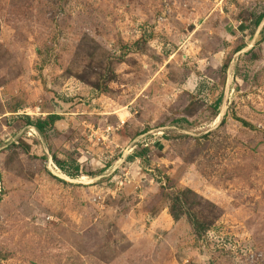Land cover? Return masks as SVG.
<instances>
[{
  "label": "rangeland",
  "instance_id": "374dc122",
  "mask_svg": "<svg viewBox=\"0 0 264 264\" xmlns=\"http://www.w3.org/2000/svg\"><path fill=\"white\" fill-rule=\"evenodd\" d=\"M261 14L0 0V264H264Z\"/></svg>",
  "mask_w": 264,
  "mask_h": 264
},
{
  "label": "trees",
  "instance_id": "16d2710c",
  "mask_svg": "<svg viewBox=\"0 0 264 264\" xmlns=\"http://www.w3.org/2000/svg\"><path fill=\"white\" fill-rule=\"evenodd\" d=\"M263 20H264V14H261L259 17H258V19L256 20V22H255V26L256 27H259L260 25H261V23L263 22ZM225 67H226V65H224ZM220 100L218 101V104H220ZM55 118H57V117H52V121H54V119ZM45 123H43L42 121H38V122H36V123H34V126L38 129V130H40V131H42L43 130V128H44V125ZM61 168L63 169V166L61 165ZM64 171H65V169H63ZM78 168H76V172H78ZM65 172H67V174L69 175V176H75V173H69V171H65ZM179 203H180V196L179 195H177L176 197H175V199H174V201H173V205L171 206V214L173 215V217H174V219L175 220H178L179 219V217H180V213H178L177 212V208H178V205H179ZM188 217H189V220H190V223H191V225H192V227L194 228V231H195V233L197 234V235H200V234H202V232L204 231V230H206L205 229V227H206V224L204 223V222H202L201 220H199L197 217H196V215L195 214H193V213H188Z\"/></svg>",
  "mask_w": 264,
  "mask_h": 264
}]
</instances>
